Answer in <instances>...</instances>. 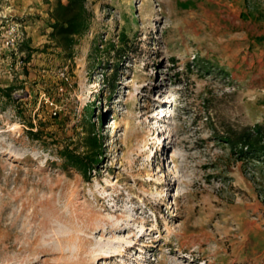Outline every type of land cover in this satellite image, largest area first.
I'll return each instance as SVG.
<instances>
[{"label":"rangeland","instance_id":"obj_1","mask_svg":"<svg viewBox=\"0 0 264 264\" xmlns=\"http://www.w3.org/2000/svg\"><path fill=\"white\" fill-rule=\"evenodd\" d=\"M53 1L0 2L29 55L0 62V264H264V177L219 138L264 121V21L244 0H86L68 58ZM88 123L105 148L85 181L57 152L82 154Z\"/></svg>","mask_w":264,"mask_h":264},{"label":"trees","instance_id":"obj_2","mask_svg":"<svg viewBox=\"0 0 264 264\" xmlns=\"http://www.w3.org/2000/svg\"><path fill=\"white\" fill-rule=\"evenodd\" d=\"M86 2V0H55L48 4L49 41L68 58H71L72 50L77 40L86 34L91 25L93 14L87 8ZM244 3L247 9L246 14L242 13L244 18L253 21H264V10L256 6H250L249 0H244ZM123 38H121L120 44L125 47L127 42ZM23 48H27V45L22 41L15 50L21 69L29 61V55L24 56ZM116 74L117 72L115 71L109 83L111 91L115 88ZM13 90V87L0 89V94L9 101L12 100L11 92ZM18 114L21 113L18 111ZM28 124V134L32 138H38L42 135L40 129L33 131V125L31 123ZM85 126L84 135L80 139V148L84 152L79 154L69 147H61L58 149L57 157L62 162L61 165L64 171H76L85 181H89L91 174L97 170L105 147L102 137L95 131L94 124L88 123ZM219 138L228 146L230 153L238 161L242 163L255 162L257 164V172L262 178L264 177V121L236 130L228 129ZM261 187L264 190V185Z\"/></svg>","mask_w":264,"mask_h":264},{"label":"built area","instance_id":"obj_3","mask_svg":"<svg viewBox=\"0 0 264 264\" xmlns=\"http://www.w3.org/2000/svg\"><path fill=\"white\" fill-rule=\"evenodd\" d=\"M8 1L0 0L2 3H7ZM22 41L23 35L18 25L11 20L9 8L2 7L0 3V50L18 58L15 50Z\"/></svg>","mask_w":264,"mask_h":264},{"label":"bare ground","instance_id":"obj_4","mask_svg":"<svg viewBox=\"0 0 264 264\" xmlns=\"http://www.w3.org/2000/svg\"><path fill=\"white\" fill-rule=\"evenodd\" d=\"M121 229V226H112L110 227V230H111V233H113V235H115V232L120 230ZM141 238H143L142 236L140 237V240ZM113 243L116 244L117 246L119 245H125L121 240H113ZM129 247L130 248H134L138 243L137 242H130L129 243ZM122 247V246H121ZM128 249L126 247L123 246L122 249H114L113 251H109V252H106V253H102V255H100V257L98 259H108V260H113V259H116L117 257H127L128 255Z\"/></svg>","mask_w":264,"mask_h":264},{"label":"crops","instance_id":"obj_5","mask_svg":"<svg viewBox=\"0 0 264 264\" xmlns=\"http://www.w3.org/2000/svg\"><path fill=\"white\" fill-rule=\"evenodd\" d=\"M34 24L35 23H33L32 25L34 26ZM2 56L6 57V58H11V56H8V54L6 52L0 50V62L5 59V58L3 59Z\"/></svg>","mask_w":264,"mask_h":264}]
</instances>
